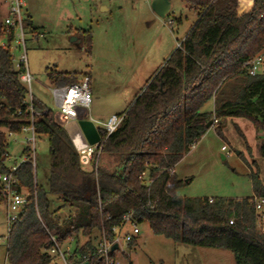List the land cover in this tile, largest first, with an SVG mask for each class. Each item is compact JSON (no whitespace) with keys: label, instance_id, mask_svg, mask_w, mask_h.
<instances>
[{"label":"trees","instance_id":"16d2710c","mask_svg":"<svg viewBox=\"0 0 264 264\" xmlns=\"http://www.w3.org/2000/svg\"><path fill=\"white\" fill-rule=\"evenodd\" d=\"M181 1L195 17L187 34L119 114L123 116L119 128L110 135L98 130L102 142L90 169L84 168L55 113L31 98L35 112L46 111L37 117L34 133L46 137L48 170L43 183L36 180L30 163L20 164L13 174L15 192L25 189L30 195L9 224V264H50L52 238L57 245L75 241L68 258L74 264H105L96 253V240L104 236L112 242V229L127 214L135 225L146 222L154 235L173 242L229 251L235 264H264V234L256 226L253 197L214 198L212 203L207 198H178L182 182L169 174L206 132L208 122L216 120L221 135L218 122L225 117L253 121L263 135L264 157V70L250 76L243 67L264 49V0H251L250 9L241 14L240 0ZM3 21L0 18V176L9 171L6 133L22 132L28 106L27 89L10 53L14 33L6 31ZM22 24L23 29L30 27L29 16ZM75 35L79 41V33ZM46 76L50 87L84 77L55 69ZM231 79H238L239 86L226 97L225 85ZM212 99L213 115L202 112ZM21 156L30 159L31 149L26 146ZM144 172L149 185L139 179ZM256 180L252 177L254 195L264 200V186ZM52 197L59 207H52ZM0 201L6 204L1 188ZM64 208L72 209L73 215L60 221L57 213ZM133 243L134 239L128 246ZM114 253L109 254L112 261Z\"/></svg>","mask_w":264,"mask_h":264},{"label":"rangeland","instance_id":"374dc122","mask_svg":"<svg viewBox=\"0 0 264 264\" xmlns=\"http://www.w3.org/2000/svg\"><path fill=\"white\" fill-rule=\"evenodd\" d=\"M149 1L23 0L28 12L24 11L23 16H29L31 22L30 27L24 29L26 65L32 77L30 89L26 88L27 102L32 97L39 100L62 124L46 76L48 70L55 69L81 74L80 78L88 77L89 114L93 119L103 122L112 115L122 114L179 47L195 19L181 0H169L171 11L165 18L151 11ZM9 2L0 0L3 20L7 17ZM76 33L80 40L74 42ZM87 38L89 40H85ZM14 47H17L15 43L10 53L16 68L22 48ZM256 56L262 58L261 73L264 49ZM238 86V79L227 81L225 96H232ZM201 111L213 115V99ZM218 123L221 135L215 129L217 124L212 123L175 166V175L182 182L176 192L178 198H257L253 192L252 177L255 176L257 183L264 186V157L260 155L263 135L256 130L253 121L246 117H225ZM30 136L29 132L7 136L6 152L10 156V161H5L7 168L21 162V151ZM223 146L225 151L221 150ZM48 148L46 137L35 135L36 166L33 170L38 183H43L48 170ZM83 164L85 169L91 168L90 163ZM20 192L25 199L29 198L25 189ZM52 199V207H59L60 202ZM22 209L9 208L5 201H0V264H9L6 259L8 221L16 219ZM258 214L264 226V204ZM72 215L70 208L57 213L60 221ZM138 230L131 246L123 243L124 236L132 233L131 226L127 224L118 233L120 248L114 253L113 264H235L229 251L173 242L154 235L146 222L139 224ZM67 244L71 251L75 250V241ZM60 247L65 250L64 243ZM50 264H61V261L53 255Z\"/></svg>","mask_w":264,"mask_h":264},{"label":"built area","instance_id":"2783aa9c","mask_svg":"<svg viewBox=\"0 0 264 264\" xmlns=\"http://www.w3.org/2000/svg\"><path fill=\"white\" fill-rule=\"evenodd\" d=\"M24 8L25 4L23 0H10L8 4V12L7 17H5L3 23L6 28V31H12L14 33V43L17 47L14 49L22 48V54L19 57L18 66L16 69L20 72L19 80L20 82L28 89H30V84L32 81V77L30 76L27 65H26V55L24 51V29H23V20H24ZM3 45V44H2ZM262 65V58L257 56L252 61L247 62L243 65L246 69L247 73L250 76H256L260 73ZM50 92L53 97L56 109L58 111V117L62 124L67 125L70 122H78L80 120L91 121L94 124V127L99 130L102 129L107 135L115 132L122 121L123 116L112 115L107 118L103 122H98L91 117L89 114V108L91 104V92L89 89V81L88 77H84L77 83H73L67 86L62 87H50ZM44 112H35L33 110L31 100L28 102V106L26 111L24 112L25 127H23L22 132H29L31 134L30 137L26 138L27 146L31 149V158L28 159L23 157L19 164L14 163L11 167H8V172L2 176H0V188L3 196L6 200L7 207H23L27 199L21 194L16 193L13 189V184L15 180L13 178L14 172L17 170L20 164L22 163H30L32 168L35 170L36 160H35V150H34V141H35V133H34V123L37 117L45 114ZM18 115H21V112H18ZM213 125L217 124L216 120L212 121ZM98 124V126H96ZM14 135L12 133H6V136ZM101 140L98 144L94 146H87L86 148L77 151L79 154L80 160H84L85 164H88L92 161L96 152L100 149ZM225 146L221 148L222 151H225ZM98 153V152H97ZM98 156V155H97ZM5 158L7 161H10V156L8 153L5 154ZM169 174H175L174 169L169 171ZM147 174L144 172L140 175L139 179L141 181H145V184H150L151 181L146 182ZM209 203H212V200H208ZM252 204L254 206L256 215H257V228L264 234V226L261 224V216L258 214L262 210V206L264 204L263 199L253 198ZM12 219H9V223ZM129 224L132 228L131 234H126L123 238V243L128 245L133 239L134 236L139 233L138 226L132 222V215L127 214L122 218V224L118 227L112 229V232L115 234V238L112 242H109L104 236H100L96 243V253L100 258H103L105 264H113V261L110 260L109 254L112 252L111 248L113 245H117L118 251L120 248L121 239L118 236V233ZM54 243L53 248L49 251V253L53 256L59 257L61 264H74L73 262L68 261V258L72 256L73 251H71L70 247H65V250H61L60 245L56 244L54 238H52ZM85 262H81L79 264H85Z\"/></svg>","mask_w":264,"mask_h":264},{"label":"water","instance_id":"95a60500","mask_svg":"<svg viewBox=\"0 0 264 264\" xmlns=\"http://www.w3.org/2000/svg\"><path fill=\"white\" fill-rule=\"evenodd\" d=\"M149 6L151 11L160 18H165L171 11L169 0H150ZM73 41L76 42L77 40L74 39ZM211 126L212 121L206 124V129H209ZM65 130L76 151L82 150L87 146H94L101 140L99 131L94 127V124L91 121L80 120L78 122H70L65 125ZM80 161L81 163H84V160ZM116 249L117 245H113L111 251L113 252Z\"/></svg>","mask_w":264,"mask_h":264},{"label":"crops","instance_id":"0c3cea01","mask_svg":"<svg viewBox=\"0 0 264 264\" xmlns=\"http://www.w3.org/2000/svg\"><path fill=\"white\" fill-rule=\"evenodd\" d=\"M240 1H241V4L239 6V13L241 14V13H244V12H246V11H248L250 9V7H251V0H240ZM25 9H24V11H26V13L28 14L27 10H25ZM7 12H8V9H7L6 13ZM67 246L69 247V245L67 244V242L64 243V247H67Z\"/></svg>","mask_w":264,"mask_h":264}]
</instances>
